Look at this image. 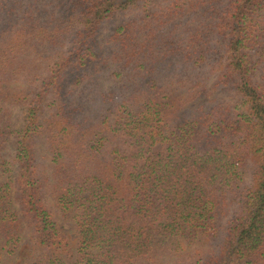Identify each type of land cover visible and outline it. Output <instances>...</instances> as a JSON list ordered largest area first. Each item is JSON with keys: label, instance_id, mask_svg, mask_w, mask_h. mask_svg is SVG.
I'll use <instances>...</instances> for the list:
<instances>
[{"label": "trees", "instance_id": "16d2710c", "mask_svg": "<svg viewBox=\"0 0 264 264\" xmlns=\"http://www.w3.org/2000/svg\"><path fill=\"white\" fill-rule=\"evenodd\" d=\"M25 226L27 264H264V0H0V264Z\"/></svg>", "mask_w": 264, "mask_h": 264}, {"label": "rangeland", "instance_id": "374dc122", "mask_svg": "<svg viewBox=\"0 0 264 264\" xmlns=\"http://www.w3.org/2000/svg\"><path fill=\"white\" fill-rule=\"evenodd\" d=\"M15 5L18 6L17 2H15ZM19 5H21V2L19 3ZM45 9H49V7H46V4H45ZM23 12H27V8L16 10V12H15L16 18L20 19L23 15ZM120 20H121V16H116L111 22H107L103 26L101 33L99 34V38L107 37L115 29V27L119 24ZM99 79H100L102 84L106 83V81H108V79L105 75H103ZM210 85H211V83L209 84V86ZM214 97L218 98V97H220V94L217 92H213V94L210 95L209 100L214 98ZM22 111H23L22 108L17 107V106H14L11 108V110H10V117H11L10 121H11V125L13 128L17 127L20 124L22 116H23ZM35 149H36L37 156H39V155L46 156L45 150L42 147L41 141H39L35 145ZM48 159H49V157H48ZM44 161L46 163L47 159L45 158ZM55 220H56L57 224L59 225V227L61 228V230L70 238L71 242L74 243L76 240V230H75L74 224L72 222L63 220L58 214H55ZM28 236H29V229L25 226L24 234H23V238H22V242H21L22 246H24L23 249H25V250H27L28 247L30 248V250L32 249ZM33 253H34V249H32V251H30V252H26L25 257H21V259L15 258V262H13V263L14 264H27L32 259ZM13 263H10V264H13Z\"/></svg>", "mask_w": 264, "mask_h": 264}]
</instances>
